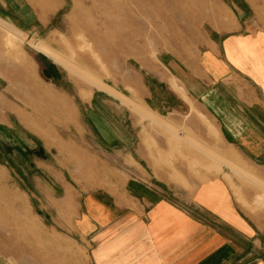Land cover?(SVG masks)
<instances>
[{
    "label": "rangeland",
    "instance_id": "obj_1",
    "mask_svg": "<svg viewBox=\"0 0 264 264\" xmlns=\"http://www.w3.org/2000/svg\"><path fill=\"white\" fill-rule=\"evenodd\" d=\"M63 1L45 25L24 27L0 14V264H91L87 242L72 231L81 198L50 197L53 171H66L78 195L116 196L133 171L187 195L223 177L239 209L262 222L263 174L223 149L189 100L167 118L152 114L158 124L149 125L137 87L147 78L146 57L192 56L212 32L237 31L236 22L264 30V0ZM107 87L139 109H127Z\"/></svg>",
    "mask_w": 264,
    "mask_h": 264
},
{
    "label": "crops",
    "instance_id": "obj_2",
    "mask_svg": "<svg viewBox=\"0 0 264 264\" xmlns=\"http://www.w3.org/2000/svg\"><path fill=\"white\" fill-rule=\"evenodd\" d=\"M64 7L63 0H0V14L24 27L51 22ZM233 28L207 35L192 56L164 51L144 58L148 79H140L138 96L149 125L158 124L152 114L167 118L189 100L211 120L222 148L239 153L264 176V30L244 31L237 22ZM105 91L127 109H139L112 88ZM227 161L246 173L241 160ZM133 172L115 196L99 190L78 195L66 171H53L50 197L81 198L72 231L87 242L91 264H264V220L256 223L239 209L223 177L187 195L165 192Z\"/></svg>",
    "mask_w": 264,
    "mask_h": 264
},
{
    "label": "bare ground",
    "instance_id": "obj_3",
    "mask_svg": "<svg viewBox=\"0 0 264 264\" xmlns=\"http://www.w3.org/2000/svg\"><path fill=\"white\" fill-rule=\"evenodd\" d=\"M57 54H59L58 52H56ZM60 55V54H59ZM97 76H90V80H91V83H93L96 79Z\"/></svg>",
    "mask_w": 264,
    "mask_h": 264
}]
</instances>
